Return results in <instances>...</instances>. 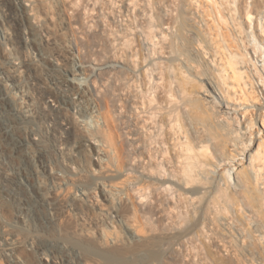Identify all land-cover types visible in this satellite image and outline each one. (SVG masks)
<instances>
[{
    "label": "bare ground",
    "instance_id": "obj_1",
    "mask_svg": "<svg viewBox=\"0 0 264 264\" xmlns=\"http://www.w3.org/2000/svg\"><path fill=\"white\" fill-rule=\"evenodd\" d=\"M37 1L0 0V44L8 48L0 65L1 84L5 96L18 99V104L0 105V114L12 119L2 120L0 131L15 125V113L27 123L28 134L13 138V145L26 149L34 142L39 154L35 174L47 171L55 184L37 195L47 203L49 196L60 197V209L72 215L74 231L118 239L114 221L119 217L134 240L139 227L129 213L121 216L116 210L128 196L132 203L150 206L158 218L167 255L181 248L185 264H243L234 254L232 232L247 250V264H264V0H71L68 4L79 6L83 14L98 12L102 29L108 28L104 18L117 26L106 30L110 55L82 60L73 45L67 64L36 46L38 35L48 39L43 30L34 31L43 22L34 9ZM34 61L44 67L53 86L44 85ZM101 70L121 74L119 111L127 139L122 150L132 170L111 169L107 141L118 152L114 134L99 129L94 108L86 105L87 97L94 96V75ZM201 78L209 99L199 94ZM32 96H38L37 106L30 104ZM64 110L85 137L75 135ZM104 114L108 118V109ZM43 134L55 138L49 147L40 141ZM84 152L97 165L91 168V185L76 182L84 169L70 164ZM51 154L70 166H53ZM8 157L0 147L4 194L32 175L22 164L7 169L3 164ZM72 199L85 200L95 214L87 221ZM30 207L26 202L16 212L23 226H28ZM19 235L4 226L0 260L11 259ZM35 238L27 235L24 247L40 264H59L58 256Z\"/></svg>",
    "mask_w": 264,
    "mask_h": 264
},
{
    "label": "rangeland",
    "instance_id": "obj_2",
    "mask_svg": "<svg viewBox=\"0 0 264 264\" xmlns=\"http://www.w3.org/2000/svg\"><path fill=\"white\" fill-rule=\"evenodd\" d=\"M70 1L71 0H65L61 3L58 0H54L48 2L49 4L41 0L36 2L34 9H37L36 11L43 17V22L39 25L40 27H37V25L34 26V31L38 34L41 29L48 35L47 40L40 39V36L38 35L36 46H38L43 53L56 58V60L62 64L69 63L68 49L73 45L78 48V55L82 60L85 57L86 60L88 59V61H92L94 58H105V56L110 55L111 48L107 41V34L109 32L106 30L110 29L109 31L111 32V29L117 26L115 25L116 23L108 18H104V22L106 23L105 26L108 27L106 30V27L103 28L106 31L105 32L102 29L100 20L96 17L98 12L91 13L90 15L83 14L79 9V6H70L68 4ZM109 26L111 27L109 28ZM112 31L114 30L112 29ZM2 44L3 43L1 42L0 57H3L7 53L5 48H1L3 46ZM246 49L248 55L253 57L249 46ZM3 58L2 60L0 59V65H3ZM39 64L38 62L35 64L34 61V66H32L36 73L42 75L41 77H44L46 85V81L51 82V79L46 73L44 67ZM90 64L91 63H89V65ZM257 64L259 65L260 62L258 61ZM103 71L101 70V72L98 73L99 75H94L96 81H94V86L96 87L97 94L94 87V96L92 99L87 97L86 105L94 108L95 119L97 123H99V127H101L99 129H101V131L110 129L114 134L113 143L115 144V148H118V152L114 149L110 140H108L109 147L108 156L106 158L108 159L111 169L113 168V171L119 172L124 168L131 169L127 160L129 155L127 156L125 154V157L124 150H122V146H125L126 148L127 144L124 143L127 142V139L124 137L122 114L121 111H119L120 106L122 105L120 94L121 74L120 71H110V75H108L109 71ZM19 81L21 84H24L25 79L21 78ZM199 81L202 83V87L199 89V94L204 96V98L209 99L203 95V92H205L203 78L199 79ZM1 83L2 80L0 82V94L2 95V97L0 95V105L4 104L9 107V104H18L17 100H14L15 98L12 95L9 97L5 96L4 85ZM60 95L62 94L58 92L56 97H60ZM67 95L68 92L65 96ZM32 103L33 106L38 105V96H32ZM106 109H108V118H106L104 114ZM67 111L64 110L63 113L67 115L72 131L78 138L85 137V131L78 127L76 119L68 114L69 110ZM18 117L19 116L15 113V115H13L15 125L11 126L6 132L0 131V147L7 149L10 153V158L8 157V161L6 160L3 165L6 166L7 169L16 170V167L22 164L27 167L28 170L32 171V175L29 176V179L25 182L23 180L17 181L12 189H10L9 194H4L0 189V232L4 226H8L18 230L20 234L18 242L11 247V259L0 260V264H40L33 253L27 250L23 245L24 238L29 234H34L37 237L35 238V242L39 246L50 248L54 252V255L56 257L58 256L57 260L59 261V264H78L77 260L80 264L82 262L84 264H185V262H183V249L177 248L169 255L162 250L163 248L161 245L164 242L163 239L166 238L162 235V226L160 225L158 218L152 213L150 206L147 205L148 207H141L137 203H132L128 196L124 197V199H127H123L117 203L116 210L121 216L129 213L132 220L135 221L134 225L139 227V229H136L138 230L136 233L137 237L134 240L127 237L124 225L122 221L119 220V217L114 221L118 239H116V237L111 240H103L98 236L93 237L91 235L74 231L72 215H70V217L60 209V197L49 196V202L47 203L42 197L37 195V192L40 191L42 193H48L51 190V187L55 186V184L51 173L49 174L47 171H42L35 174L33 166L34 168L38 167L39 154L38 151H36V144L34 142L26 147L27 150L23 147L17 148L13 145V138L23 137L25 136L26 131L27 134L29 132L27 123L20 122ZM253 117L254 115H252V118ZM0 118V122L2 120H12L11 116L6 113L0 114ZM38 120V118H35L33 122L38 125L40 124V121L38 122ZM255 126L257 128L259 124L256 122ZM54 139L55 138L50 135H40V141L43 142L44 147H49L53 142L50 140ZM48 156V159L53 166L59 164L61 167H65L64 163L67 161H63L61 164L59 158L55 159L52 154ZM90 159V155L84 152L83 155H80L70 163L71 167L75 166L78 169H84V175L80 178H76V182L84 185H91L94 182L92 169L97 167V165L92 159ZM67 164L70 166L69 162H67ZM131 170L129 171L132 174L133 172ZM100 199L103 200L102 195H100ZM26 202L29 203L31 207L28 211V226H23L19 223V219L16 217V212L22 209V206ZM71 203L73 204L72 206L80 209L84 218H87V221L95 214V210L87 205L88 203L85 200L79 201L72 199ZM189 220L192 224L193 220ZM142 229L144 230L143 233H141L143 231ZM234 235L235 233L231 232L232 238L230 242L234 243L231 244L233 250H235L234 254H237L236 258H239V261L243 262V264H247L249 263L247 262L249 261V256H246L247 250L239 245V242L235 239ZM69 257L72 258V262L66 261ZM83 260L86 261L84 262Z\"/></svg>",
    "mask_w": 264,
    "mask_h": 264
},
{
    "label": "built area",
    "instance_id": "obj_3",
    "mask_svg": "<svg viewBox=\"0 0 264 264\" xmlns=\"http://www.w3.org/2000/svg\"><path fill=\"white\" fill-rule=\"evenodd\" d=\"M1 48H5V47L2 46ZM5 49L7 50V53H8V48H5ZM7 53H6V54H7ZM6 54H5V55H6ZM5 55H4V56H5ZM4 56H3V57H4ZM3 57H0V58H3ZM39 65H40V64H39ZM42 78H43V79H42V80H43L42 82H43L44 85H45L44 77H42ZM45 86L47 87V86H53V85L51 84V82L46 81V85H45ZM12 96L15 98L14 100H18V99H16V97H15L14 95H12ZM30 101H31L30 104L32 105V98L30 99ZM32 106H33V105H32Z\"/></svg>",
    "mask_w": 264,
    "mask_h": 264
}]
</instances>
